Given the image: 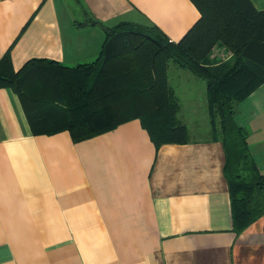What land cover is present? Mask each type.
Listing matches in <instances>:
<instances>
[{"label": "crops", "instance_id": "obj_1", "mask_svg": "<svg viewBox=\"0 0 264 264\" xmlns=\"http://www.w3.org/2000/svg\"><path fill=\"white\" fill-rule=\"evenodd\" d=\"M81 1L106 26L126 21L174 43L202 18L192 0ZM86 19L74 0H0V60L10 51L15 71L34 58L92 63L106 34L78 26ZM173 63L179 121L197 136L159 148L139 118L78 143L68 131L36 136L19 96L0 88V264H264V217L234 229L207 85ZM237 119L264 174V85Z\"/></svg>", "mask_w": 264, "mask_h": 264}, {"label": "trees", "instance_id": "obj_2", "mask_svg": "<svg viewBox=\"0 0 264 264\" xmlns=\"http://www.w3.org/2000/svg\"><path fill=\"white\" fill-rule=\"evenodd\" d=\"M106 38L98 58L71 68L34 58L15 71L11 52L0 60V88L20 98L34 135L70 132L82 142L135 118L159 148L189 142L180 123L181 105L169 85L175 62L207 85L211 124L226 152L234 229L241 232L264 217V174L237 119L240 104L264 85V11L251 0H192L201 20L179 43L163 33L122 21L106 26L74 0ZM232 54L221 61L216 47Z\"/></svg>", "mask_w": 264, "mask_h": 264}, {"label": "rangeland", "instance_id": "obj_3", "mask_svg": "<svg viewBox=\"0 0 264 264\" xmlns=\"http://www.w3.org/2000/svg\"><path fill=\"white\" fill-rule=\"evenodd\" d=\"M153 34H155L154 32H153ZM223 57H221V59H222ZM176 70H178V67L176 66V65H174V63L173 62H171V68H170V71H169V76H170V81L172 82V85H174V82H176V74H175V72H176ZM186 74H188V76H190V77H192V78H194L193 77V74H191L189 71H186L185 72ZM196 80H198V82H200L201 84H203V86H205V82L204 81H201V80H199V79H196ZM182 97V96H181ZM190 133H189V137H192V138H196V134H194V133H192V132H194L192 129V127H190ZM199 135H203V136H199V137H207L208 136V134L206 135V134H203V133H199Z\"/></svg>", "mask_w": 264, "mask_h": 264}]
</instances>
